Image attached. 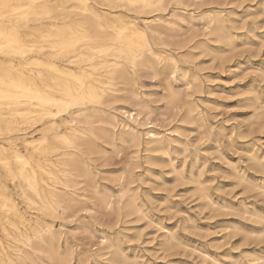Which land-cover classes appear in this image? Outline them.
<instances>
[{"label":"bare ground","instance_id":"1","mask_svg":"<svg viewBox=\"0 0 264 264\" xmlns=\"http://www.w3.org/2000/svg\"><path fill=\"white\" fill-rule=\"evenodd\" d=\"M21 1L0 0V123L17 117L40 122L39 138L29 140L20 133L17 139L32 145L42 160L31 167L12 138L0 136V163L10 173L8 181L0 179V264H121L127 255L118 233L110 229L119 227L125 214L140 212L136 192L121 178L115 187L107 185L96 177L90 160L105 156V145L117 153L125 144L139 146L137 126L147 123L153 110L140 89L146 70L164 75L168 104L180 99L173 85L176 58L162 57L152 43L178 51L185 46L177 35L187 0ZM207 18L216 41L233 43L221 11ZM22 28L28 33L22 34ZM199 47L215 52L208 44ZM192 110L187 103L186 121ZM144 134L145 150H167L169 142L159 132L147 129ZM6 150L16 169L3 156ZM196 189L205 195L201 183ZM110 215L111 232L97 236L96 255L77 244L75 256L60 227L70 224L71 230L93 238L100 228L93 230L98 217ZM250 215L256 221L261 217ZM249 233L260 239L264 229ZM250 256L252 264H264V256Z\"/></svg>","mask_w":264,"mask_h":264},{"label":"rangeland","instance_id":"2","mask_svg":"<svg viewBox=\"0 0 264 264\" xmlns=\"http://www.w3.org/2000/svg\"><path fill=\"white\" fill-rule=\"evenodd\" d=\"M181 11L185 16L177 38L185 46L178 51L152 43L162 57L176 58L173 85L180 99L168 104L164 75L152 76L146 70L140 89L153 110L149 121L137 126L139 146L125 144L117 153L105 145L107 154L90 160L96 177L107 185L115 187L121 178L135 190L140 212L124 213L113 229L108 227L111 215L98 217L93 230L100 227L99 233L93 238L71 230L70 224L60 227L75 256L79 246L96 255L97 236L110 230L118 233L127 255L123 264H252L247 261L251 253L264 256V236L257 239L249 233L264 229V0H187ZM216 11L226 19L231 44L209 33L207 15ZM135 20L141 24V19ZM28 31L21 29L24 35ZM201 44L215 52L202 50ZM180 51L186 54L180 56ZM187 103L193 108L189 121L184 119ZM9 120L0 123V136L12 138L13 147L36 169L42 156L17 137L21 133L29 140L39 138L40 122ZM147 129L165 137L167 150H145ZM64 130L60 122L58 131ZM49 143L58 146L53 139ZM49 154L55 158L54 152ZM3 156L16 169L11 151ZM8 173L0 163V179L8 181ZM198 181L205 195L197 191ZM250 213L262 219L256 221Z\"/></svg>","mask_w":264,"mask_h":264}]
</instances>
